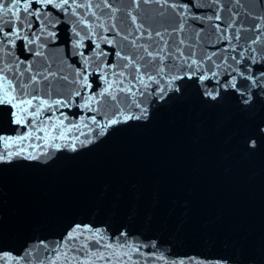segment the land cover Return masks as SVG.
Here are the masks:
<instances>
[{"label":"water","instance_id":"1","mask_svg":"<svg viewBox=\"0 0 264 264\" xmlns=\"http://www.w3.org/2000/svg\"><path fill=\"white\" fill-rule=\"evenodd\" d=\"M81 2L87 0H77ZM92 2L93 9L77 11L94 26L103 22L108 27L103 35L114 42L113 45L101 42V48L109 52L102 59L112 63V53L127 43H122L126 33L121 31V35L114 38L107 15L110 9L105 8L101 14L95 8L96 0ZM173 2L175 0H169ZM108 3L117 9L112 21L117 30L121 29L120 17L126 12L135 15L137 23H143L145 28L152 26L162 30L161 26L171 19V8L166 7L165 15L161 16L160 6L153 0L147 4L141 2L139 7H135L132 0H108ZM225 5L236 13L232 17L236 24L228 34L240 30L241 40L232 41L239 46L235 52L231 48L224 51L227 41H222L207 44L205 48L209 55L220 50L212 57L216 63H221V56H227L229 64L242 69L247 60L236 65L231 57L239 60V53L247 47L246 38L255 34L246 29L254 22L253 18L264 17V0H239L238 4L236 0H220L219 6ZM90 11H96L100 20L92 17ZM197 11L191 9L193 13ZM220 14L226 24L229 13L222 10ZM57 18L60 22L48 29L54 31L55 36L45 34L33 45L17 41L12 53L21 62L19 71L24 72L26 83L29 75L43 71L45 66L49 72L56 73L49 80L41 79L39 95L42 99H49L45 94L49 84L53 100L74 98L75 103L59 107L55 112L45 109L41 119L53 117L49 121L52 123L54 117L63 113L61 119L67 117L64 119L67 127L81 121L88 127L73 128L67 133L70 138L79 137L78 140H49L44 145L33 137L23 145L8 149L15 151L22 146L37 158H27L25 153L13 157L11 162L0 163V249L17 259L30 253L29 264H40V260L52 255V249L56 248L61 253L67 252L74 264L85 259L83 252L76 249L86 237H92L87 249L92 258L91 253L98 250V237L92 233L99 232L103 235L101 244H112L122 257L124 253L131 254L137 264H180L181 261L183 264H264V136L258 134V128L264 127V88L261 87L264 80L258 75L264 72L261 54H257L259 62L251 66L257 85L241 89L246 96L249 91L252 93L248 105L231 89L227 93L221 90L222 100L208 102L192 81H185L191 86L179 94L169 92L163 101L156 102L152 95L137 97L148 109L147 120L121 122L108 127L103 135H97L98 129L88 118L96 115L97 120L103 122L102 116L78 108L76 105L83 101L74 94L77 86L69 83L75 70L81 67L77 61H82V57L76 53L88 54L87 47L76 49L73 46L77 37L72 26L78 17L60 11ZM255 23L264 21L257 19ZM188 24L193 29L199 26L191 19ZM81 27L77 26L76 30L83 36ZM185 31L191 34L187 25ZM96 32L99 41L102 30L96 27ZM201 37L203 44L204 32ZM84 43L88 45L92 41L86 37ZM38 44L44 45L41 56L32 51ZM253 47L260 48V45ZM199 55L198 51L197 58ZM11 59L8 57L4 62ZM93 60L90 59V64ZM211 63L208 61L204 67L208 68ZM29 65L31 73L25 71ZM12 67L13 72L5 75L19 93L18 81L13 78L18 74L15 64ZM64 75L68 76V81L61 79ZM96 77L97 73L92 72L89 81L93 87L89 93L81 91V96L103 90V80ZM220 79L223 83V73ZM243 83L246 82L238 78L237 87ZM155 88L156 85L151 84L148 91ZM122 98L123 94H119L118 99ZM121 106L124 107V103ZM10 111H14L10 106L0 105V136L27 135L31 118H26L27 125H17L8 115ZM131 112L138 113L139 109L133 105ZM249 136L257 139L255 149L247 147ZM89 139L90 143H81ZM33 144L37 145L35 149L29 146ZM55 144L60 147H54ZM4 150L0 141V151ZM76 228L90 231L80 235L75 232ZM73 234L79 236V240L62 243ZM136 248L138 253L133 251ZM99 252L106 257L111 254L106 248H99ZM160 256L164 261L155 259ZM112 259L115 261L116 257ZM96 264H106V261L96 260Z\"/></svg>","mask_w":264,"mask_h":264},{"label":"snow or ice","instance_id":"2","mask_svg":"<svg viewBox=\"0 0 264 264\" xmlns=\"http://www.w3.org/2000/svg\"><path fill=\"white\" fill-rule=\"evenodd\" d=\"M141 2L147 4L149 0H132L135 7H139ZM153 2L160 6L159 15L161 16L165 15L164 10L166 7L172 10L171 19L161 26L162 30L161 28L153 29L152 26L145 28L143 23H137V17L132 15L131 12H126L124 16L120 17L122 27L117 30L116 24L112 22L115 20L117 9L109 4L108 0H96L95 8L100 10L101 14H104L105 8L110 9L107 15L109 25L115 34L114 38L119 37L121 31L126 33L123 35L122 43H127L123 44L118 51L112 53L113 62L108 63L102 58L107 57L109 52L101 48V42L113 45V39L103 35V32L108 31V27H105L103 22L94 26L77 11L80 8L93 9L92 0L81 3H77V0H71V3L70 0H0V62H3V66L0 67V105L10 106L14 110L10 111L8 115L13 118V122L17 125H27L26 118H31V126H29L27 135L15 138L0 136V141L3 142L5 148L4 151H0V163L11 162L13 157L27 153V149L22 146L17 147L15 151L8 149H11L14 145H23L25 141L33 137L38 141H42L44 145H47L49 140H78L79 137L70 138L67 133H71L73 128L79 130L81 126L88 127V124L83 121L79 124L74 123L72 127H67L64 124V119L67 117L61 119V116H64L63 113H61V116L54 117L52 123H49V121L53 120V117L41 119L45 109L55 112L59 107H68L75 103L74 98L69 96L67 99L53 100L51 85L49 84L48 91L45 93L49 99H42L39 95L41 79L49 80V77L56 76V73L49 72L47 66H45L43 71L38 70L29 75L26 83L23 79L24 72L19 71V63L21 62L12 53L17 41L26 42V45H33L37 44L40 37L45 34L55 36L56 33L48 29L49 27L55 28L56 24L60 22L57 18L60 11L65 14L70 12L73 17H78L72 26V31L77 37L73 46L76 49L85 47L88 49L87 55L83 51L76 53L77 56L82 57V61H77L81 64V67L75 70L73 79L69 83L77 86L74 88V94L83 101L76 106L102 116L103 122L98 121L96 115L88 118L90 123L98 129L97 135H103L108 127L121 122L147 120L148 109L144 106L143 101L137 97L152 95L155 96L156 102L163 101L169 92L179 94L183 89L191 86L184 83L185 81H192L198 87L201 97L208 102L222 100L224 97L221 90L227 93L231 89L239 94L243 104L248 105L251 103L252 93L249 91L246 96L241 89L248 90L251 86L257 85V80L251 75V66L259 62L258 53L261 54V58H264V23H255V20L264 21V17L253 18L254 22L246 29V31L255 34L246 38L247 47H244L239 53L240 59L238 60L236 56L231 57L236 65L247 60L243 63L241 69L229 64L227 56H221V63H216L212 57L217 55L220 50L217 49L216 52L209 55L205 48L207 44L214 45L217 42L227 41L224 51H227L228 48H231L232 52L236 51L239 45L233 44L232 41L239 42L241 34L239 29L232 34H228V30L236 24V21L232 18L236 13L232 12L231 7L227 5L219 6L220 0H203L202 3L199 0H187V2L185 0H175L173 3H169V0H163L162 4L161 0H153ZM236 3L238 4L239 0H236ZM193 8L198 9V11L191 12ZM200 9H204V11H199ZM222 10L229 13L226 24L220 14ZM89 14L95 17L97 21L100 20L96 11H90ZM189 19L194 23H198L199 26L193 29L192 25L188 24ZM186 25L191 30V34L185 31ZM77 26H82L83 36L80 31L76 30ZM96 27L102 30L99 41H97ZM201 32H204L203 44L201 43ZM86 37L92 41L91 44L85 45ZM254 45H260V48L253 47ZM43 47V44H38L37 48L32 50L34 55L41 56ZM198 51L200 53L199 58H197ZM245 53H248L247 58ZM8 57H12V59L4 62ZM91 58H94L93 64H95V67L89 62ZM116 58H119V60L117 61ZM208 61H212V63L208 68H205L204 65ZM13 64H15L16 73H18L14 74L13 78L18 81L19 93H17V86L5 75V73L13 72ZM129 69L131 71H128ZM25 71L31 73V66H26ZM92 72L97 73L96 78L98 80H103V90L98 89L96 92L81 96V91L89 93L93 87V84L89 81ZM222 73L224 74L223 83L220 79ZM246 73L248 74L246 75ZM258 75L264 80V72L258 73ZM238 78H242L246 82L241 84L239 88L237 87ZM61 79L68 81V76L64 75ZM161 80H164L163 85ZM247 82H250V84ZM34 84L36 85L35 88L32 87ZM151 84H155L156 88L154 91L149 92L148 89ZM261 87L264 88V85H261ZM32 92L37 94L32 95ZM119 94H123L122 99H118ZM34 101L36 102L35 106ZM122 103H124V107L121 106ZM133 105L139 109L138 113L131 112ZM33 107L34 110L30 111ZM57 129H60L58 133L56 132ZM39 133L44 135L40 136ZM80 134L83 135L84 133L81 132ZM258 134L264 136V127L258 128ZM90 142V139L81 141V143ZM246 144L249 149H255L257 147L256 137L249 136ZM29 146L33 149L37 147L35 144ZM54 147L59 148L60 145L55 144ZM71 147L75 149V143H72ZM27 158L36 159L37 157L32 153H27ZM88 231L90 230L87 228L83 230L75 229V232H79L80 235ZM92 235L98 237L96 240L98 250L91 253L92 258L90 259L87 249L88 240H91L92 237H86L84 243L76 249V252H83L85 259L75 261L74 264H96V260H104L106 264H137L133 261L131 254L124 253L122 257L120 253L113 249L112 244H101L103 239L101 233L93 232ZM73 240H79V236L70 235L62 243L67 244L68 241ZM99 248L109 249L111 254L106 257L99 252ZM133 251L138 253L139 249L136 248ZM52 253L44 260H40V264H62V257L63 264H73L67 252L61 253L54 248ZM30 256V253H25L17 259L7 251L0 249V264H22V261L29 264ZM113 256L116 257L115 261L112 259ZM155 259L164 261L163 256ZM180 264H183V261Z\"/></svg>","mask_w":264,"mask_h":264}]
</instances>
